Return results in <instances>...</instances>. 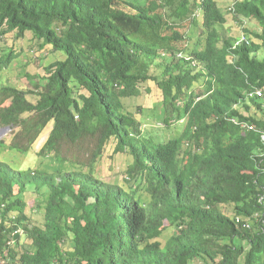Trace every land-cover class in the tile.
I'll use <instances>...</instances> for the list:
<instances>
[{
	"label": "trees",
	"instance_id": "obj_1",
	"mask_svg": "<svg viewBox=\"0 0 264 264\" xmlns=\"http://www.w3.org/2000/svg\"><path fill=\"white\" fill-rule=\"evenodd\" d=\"M0 38V264H264V0H0ZM150 84L164 143L128 108Z\"/></svg>",
	"mask_w": 264,
	"mask_h": 264
},
{
	"label": "rangeland",
	"instance_id": "obj_2",
	"mask_svg": "<svg viewBox=\"0 0 264 264\" xmlns=\"http://www.w3.org/2000/svg\"><path fill=\"white\" fill-rule=\"evenodd\" d=\"M232 0H218L220 5L230 3ZM227 29L230 32L231 36H238L239 31H242V25L237 23L236 20H234L233 16L229 15V24ZM247 27L249 29L258 30V27L256 26V22L251 21L247 24ZM31 42L30 39L25 40L23 44V48L21 49V44L17 45L15 50H19V57L15 58L12 62V66L10 67V70L5 71L3 74L5 77V80L9 78V82L11 84H16V81H20V78L25 76L24 74H36L39 71L44 73L42 70L43 66L39 59L37 60L35 55L32 53L35 50L32 49V45H29ZM14 48V44L11 40H5L4 38H0V52H5L12 50ZM32 49V52L30 51ZM65 60L67 58V55L64 52H59L58 56L55 55H49V57L45 61V65L50 64L52 62H55L56 59ZM40 69V70H39ZM34 98V97H33ZM163 96L161 91L158 89V87L155 84H150V87L143 88L142 94L135 98L134 100L128 101V108L131 110H136L138 105L142 106V114L140 116V119H142L144 132L155 138L159 142H167L170 139L179 136L181 132L183 131L184 121L172 123L171 126H167L162 121L165 114H164V105L162 103ZM258 111L257 109H254V112ZM257 116H262L260 112H257ZM10 131L4 132L0 135V141L3 140ZM45 138L42 140L44 141ZM41 144V143H40ZM39 144V146H40ZM9 162L14 167H21L22 163H26L29 161V159L26 156L12 153L8 155ZM112 162V158L108 159ZM115 163V162H113ZM115 168L119 170V172L122 170V165L117 161L115 163ZM29 165V164H28ZM33 166L36 169H43L47 171H55L58 168H62L65 170H70L74 167L72 164H61V166L57 162H53L50 158H40L38 159ZM105 181L108 182H118L121 183L123 180V174L119 175L118 177H113L109 174L105 175L104 177ZM231 211V210H230ZM33 219L36 223L43 224V215L36 213L33 216ZM169 236V235H167Z\"/></svg>",
	"mask_w": 264,
	"mask_h": 264
},
{
	"label": "water",
	"instance_id": "obj_3",
	"mask_svg": "<svg viewBox=\"0 0 264 264\" xmlns=\"http://www.w3.org/2000/svg\"><path fill=\"white\" fill-rule=\"evenodd\" d=\"M8 131H10V127H7V128H4V129H1V130H0V135H1L2 133H4V132H8Z\"/></svg>",
	"mask_w": 264,
	"mask_h": 264
},
{
	"label": "built area",
	"instance_id": "obj_4",
	"mask_svg": "<svg viewBox=\"0 0 264 264\" xmlns=\"http://www.w3.org/2000/svg\"><path fill=\"white\" fill-rule=\"evenodd\" d=\"M259 95H261V94H259Z\"/></svg>",
	"mask_w": 264,
	"mask_h": 264
}]
</instances>
